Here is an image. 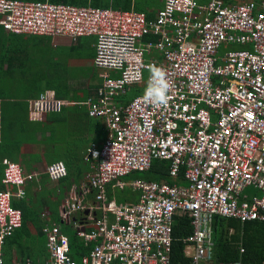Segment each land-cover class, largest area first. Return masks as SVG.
Wrapping results in <instances>:
<instances>
[{"label":"built area","instance_id":"2783aa9c","mask_svg":"<svg viewBox=\"0 0 264 264\" xmlns=\"http://www.w3.org/2000/svg\"><path fill=\"white\" fill-rule=\"evenodd\" d=\"M0 24L16 34L95 37L93 62L102 85L85 104L88 116L103 120L107 136L84 156L91 170L83 194L94 192L99 213L75 217L86 206L74 192L59 210V219L89 247L75 259L60 224L42 212L47 259L41 264H172V224L185 213L191 224L182 239L188 264H254L215 261L212 225L216 215L264 221V0H163L153 18L133 9L0 0ZM148 34L157 39L142 43ZM222 44L245 47L221 55ZM152 48L160 58L145 59ZM152 66L163 68L170 85L165 106L145 100ZM143 83L128 103L115 100ZM64 103L51 89L28 100L38 116L59 112ZM156 159L169 160L170 177L184 168L187 184L126 180ZM3 163L0 264H33L29 258L6 262L4 245L22 225V211L12 202L25 197L26 183L39 173L13 160ZM45 174L57 182L67 169L56 160ZM109 184L129 186L136 200H108ZM249 187L258 194H245Z\"/></svg>","mask_w":264,"mask_h":264},{"label":"crops","instance_id":"0c3cea01","mask_svg":"<svg viewBox=\"0 0 264 264\" xmlns=\"http://www.w3.org/2000/svg\"><path fill=\"white\" fill-rule=\"evenodd\" d=\"M123 2L119 5H126L128 9L145 12L149 18H153L163 6V0H129L128 2L124 0ZM116 9H121V7ZM64 40L66 39L62 36H50L48 55L43 56V59L37 63H34V58H26L23 62H25L27 70L34 72L38 70L37 68H41L42 72L45 71V74L42 73L43 76H47L46 73L49 76L50 71L53 69L52 66L59 65V61L63 62V59H59L65 56L64 48L72 44L82 52L80 55H83L84 60L89 62L88 67L90 69L87 74L93 71L95 73L96 69L92 57L94 56L95 37L81 36L73 40V43H67ZM238 46L239 48L245 47L244 45ZM146 58H158V54L152 50L146 52ZM78 60L81 63V59ZM73 61L77 66L80 65V63H76L77 59L73 60L72 58L68 59V64L71 65ZM83 65H87L86 62ZM112 74L114 75L115 72H112ZM80 80L82 81V79ZM100 81L97 72L94 78H90L91 85L98 86ZM45 90L47 89H42V92ZM15 94V97L11 99H19L24 105L27 104L26 120L30 122L23 124L16 119L4 120V118L0 121V176L4 167V159L16 161L26 172H37L39 176L32 182L26 183L24 198L13 200L22 209H27L28 213L19 230L14 236L6 240L4 258L6 262L29 258L33 264H41L47 259L46 239L41 230L44 224V218L41 217L42 212H45L46 216L52 221L59 222L61 229L64 231L63 225L71 226V224L62 222L59 219V210L63 207L65 201L69 199L71 193L74 192L82 196L83 204L86 206L85 212L80 213L79 211L75 213V217L86 219L89 214L97 216L99 213L95 208L94 192L89 190L83 194V190L85 191L88 187L86 174L90 169L89 163L83 159L84 152H87L89 146L92 144L101 146L107 136V130L103 120L88 116L85 99L80 101L64 99L65 103L59 112H46L38 116L31 114L28 106V100L38 95L35 94L30 97L27 91H16ZM122 98L129 102L132 97H129L126 93L121 95V101L119 102L122 103L120 104H126L128 102H123ZM56 160L63 161L65 165L68 164V173L69 171L72 172L70 179L63 178L57 182L48 179L45 174L46 166ZM79 160L82 161L83 165L80 164ZM79 168L81 169L79 170L80 176L75 177V179L74 175L77 174ZM130 179L126 177L128 182ZM109 187L110 190L118 189L117 186L110 185ZM125 187L129 188V186ZM254 193L258 194V191L255 190ZM121 203H124V201ZM77 257L79 258V256Z\"/></svg>","mask_w":264,"mask_h":264},{"label":"trees","instance_id":"16d2710c","mask_svg":"<svg viewBox=\"0 0 264 264\" xmlns=\"http://www.w3.org/2000/svg\"><path fill=\"white\" fill-rule=\"evenodd\" d=\"M51 2H63L70 3L74 5H91L94 7H114L121 9H128L127 6H120V3H124V0H48ZM129 0H126L128 2ZM139 11V10H137ZM149 18V17H148ZM81 37V36H80ZM50 36L47 35H36V34H16L13 32H8L4 29L3 25L0 24V121L4 120H13L16 119L19 122L27 124V104L26 100L24 101L26 105L19 99H11L15 97L16 91L28 92V96L39 95L42 92V89H51L54 91L56 98L61 100H75L80 101L89 99L92 96H95L96 89L102 85V79L100 78L99 85H91L90 78L95 77V73L99 74V69L94 65L96 72L88 73L90 69L86 68L88 65L77 66V64H68V59H81L84 60L83 55L81 56L80 50L69 44L67 46V51L64 52L65 56H62L59 60V65L51 66L53 69L50 71V74L46 73L47 76H43L41 68L32 72L28 71L25 67L26 58H34L37 63L43 56L48 55V41ZM157 39V36L154 34L146 35L142 43L145 42H154ZM73 40V39H72ZM220 49V48H219ZM155 51L151 49L150 51ZM95 53V49H94ZM93 53V54H94ZM158 54V53H157ZM94 59V56H92ZM158 58L160 56L158 55ZM145 59L146 52H145ZM148 60V59H147ZM80 61V60H79ZM94 64V62H93ZM35 67V66H34ZM113 72V71H112ZM112 77H116L118 74L115 72ZM149 71L145 72L148 74ZM32 73V75H30ZM45 74V73H44ZM100 77V76H99ZM146 76L144 75V78ZM82 79V81L80 80ZM145 84H133L131 87L124 93L128 94L129 97H134V95L139 94L143 91ZM95 89V90H94ZM115 97L117 102L121 101V95ZM131 98V99H132ZM123 100V98H122ZM123 102H128V100H123ZM122 103V102H119ZM63 106L61 107V109ZM54 114V113H53ZM52 114V115H53ZM105 140V139H104ZM103 140V141H104ZM103 143V142H102ZM90 147V146H89ZM100 147V146H99ZM89 149V148H88ZM87 152H84L86 154ZM84 160V159H83ZM87 162V161H86ZM89 163V162H88ZM65 164V163H64ZM68 168V164L65 165ZM80 168L75 177L80 176ZM91 169H89L90 171ZM169 171V160L156 159L153 160L151 166L148 170L145 171H135L127 176V178H137L139 176H134L136 173H142L143 176L140 178L168 182L170 184H187L183 174L184 168H180L179 173L175 177H170L168 174ZM72 172L67 170V175L70 176ZM82 173V172H81ZM2 176V175H1ZM0 176V188L1 184ZM64 177V178H65ZM63 179V178H62ZM76 179V178H75ZM111 184L107 187V199H115L117 203L125 201H135L137 192H134L129 187L122 189L110 190ZM250 188V187H249ZM120 191L119 194L116 191ZM257 191V190H256ZM12 204L15 207H18L22 211V222L24 223V218L27 216V209L15 204L13 201ZM22 226V225H21ZM19 230L16 229L13 234ZM191 232L190 218L188 215L181 214L175 215L174 221L172 224V246H171V263L172 264H188L189 258L184 255L185 243L183 238L186 237ZM43 233V232H42ZM9 237V238H10ZM71 255L78 259L77 256L82 253L88 252L89 247H85L82 240L78 238L75 232L71 235H68ZM212 238L214 242V259L217 262H225L241 259L244 262L261 264L264 262V221L260 220H251L240 222L237 218L224 217L216 215L213 219L212 225ZM243 247V252H240V248Z\"/></svg>","mask_w":264,"mask_h":264},{"label":"clouds","instance_id":"9594fccd","mask_svg":"<svg viewBox=\"0 0 264 264\" xmlns=\"http://www.w3.org/2000/svg\"><path fill=\"white\" fill-rule=\"evenodd\" d=\"M150 80L152 85L145 91V100L153 105L165 106L168 103V91L170 88L163 68L152 66L150 68Z\"/></svg>","mask_w":264,"mask_h":264},{"label":"rangeland","instance_id":"374dc122","mask_svg":"<svg viewBox=\"0 0 264 264\" xmlns=\"http://www.w3.org/2000/svg\"><path fill=\"white\" fill-rule=\"evenodd\" d=\"M62 38H64V39H66V40H64L65 42H67V43H73L74 41L73 40H71V39H69V38H67V37H62ZM56 41V40H55ZM61 41V40H60ZM237 48H239V46L238 45H236V44H222L221 45V47H220V49H219V53L222 55L225 51H227V50H231V49H237ZM62 49V48H61ZM68 49L67 48H64V52H66ZM76 60V59H75ZM85 62H86V64L88 65V61H86V60H84V61H81V63H80V61L79 60H77V62L76 63H80V66L82 65V68L84 67L83 66V64H85ZM73 64H75V62L73 61ZM86 68H89L88 66H86ZM79 162H80V164L81 165H83V163H82V161H80L79 160ZM73 169V168H72ZM71 175H72V173L70 174V176H68V177H65V179H70L71 178ZM134 176H143V174L142 173H136ZM119 190L118 191H116V193L117 194H119ZM255 192V189L253 188V187H250V188H246L245 190H244V193L245 194H248V195H251L252 193H254ZM59 223V222H58ZM63 227H64V233L65 234H67V235H71V234H73L74 232H75V230H74V228H73V226L71 225V226H69V225H63ZM39 237V236H38Z\"/></svg>","mask_w":264,"mask_h":264},{"label":"bare ground","instance_id":"6f19581e","mask_svg":"<svg viewBox=\"0 0 264 264\" xmlns=\"http://www.w3.org/2000/svg\"><path fill=\"white\" fill-rule=\"evenodd\" d=\"M152 35V34H151Z\"/></svg>","mask_w":264,"mask_h":264}]
</instances>
